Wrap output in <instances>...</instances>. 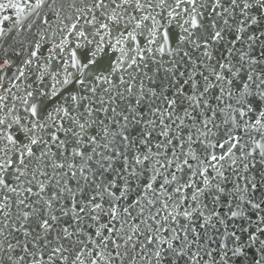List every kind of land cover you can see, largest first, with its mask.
Listing matches in <instances>:
<instances>
[{"label":"snow or ice","instance_id":"obj_1","mask_svg":"<svg viewBox=\"0 0 264 264\" xmlns=\"http://www.w3.org/2000/svg\"><path fill=\"white\" fill-rule=\"evenodd\" d=\"M0 264H264V0H0Z\"/></svg>","mask_w":264,"mask_h":264}]
</instances>
